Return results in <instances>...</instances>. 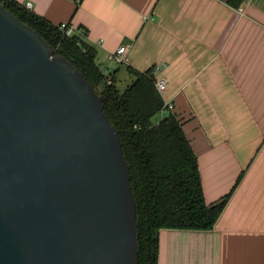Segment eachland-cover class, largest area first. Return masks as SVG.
Segmentation results:
<instances>
[{
  "label": "crops",
  "instance_id": "1",
  "mask_svg": "<svg viewBox=\"0 0 264 264\" xmlns=\"http://www.w3.org/2000/svg\"><path fill=\"white\" fill-rule=\"evenodd\" d=\"M14 1L80 29L116 87L130 72L165 80L207 204L241 175L212 230L159 231L157 264H264V0ZM122 46L128 64L111 63Z\"/></svg>",
  "mask_w": 264,
  "mask_h": 264
},
{
  "label": "water",
  "instance_id": "2",
  "mask_svg": "<svg viewBox=\"0 0 264 264\" xmlns=\"http://www.w3.org/2000/svg\"><path fill=\"white\" fill-rule=\"evenodd\" d=\"M130 180L93 87L0 4V264H137Z\"/></svg>",
  "mask_w": 264,
  "mask_h": 264
},
{
  "label": "trees",
  "instance_id": "3",
  "mask_svg": "<svg viewBox=\"0 0 264 264\" xmlns=\"http://www.w3.org/2000/svg\"><path fill=\"white\" fill-rule=\"evenodd\" d=\"M225 1L237 7L242 0ZM0 4L35 30L56 54L70 61L100 97L130 169L136 206L137 264H157L162 229L212 230L241 175L222 200L205 202L197 156L183 133L181 119L168 112L153 121L166 111L150 72H130L134 80L119 92L112 77L107 84L109 76L100 70L95 48L80 36L65 37L58 26L14 0H0Z\"/></svg>",
  "mask_w": 264,
  "mask_h": 264
},
{
  "label": "built area",
  "instance_id": "4",
  "mask_svg": "<svg viewBox=\"0 0 264 264\" xmlns=\"http://www.w3.org/2000/svg\"><path fill=\"white\" fill-rule=\"evenodd\" d=\"M74 2L78 3L79 0H73ZM220 2H226L225 0H218ZM24 7L27 10H30L31 8V4L30 3H26L24 5ZM58 29L59 31L65 36V37H71L73 35H78L81 36L82 35V31L80 29H77L76 27L71 26L70 24L67 23H63L58 25ZM125 46L120 47L114 54L109 56V61L113 64L122 66V65H127L128 64V59L125 56V51H126ZM111 80H110V76L107 79V84H110ZM154 86L156 88V90L158 91L159 95L161 96V99L163 101V109L166 112H171L173 113L174 107L172 105L171 102L166 101L163 98V94L165 92L166 89V82L163 79H154Z\"/></svg>",
  "mask_w": 264,
  "mask_h": 264
},
{
  "label": "rangeland",
  "instance_id": "5",
  "mask_svg": "<svg viewBox=\"0 0 264 264\" xmlns=\"http://www.w3.org/2000/svg\"><path fill=\"white\" fill-rule=\"evenodd\" d=\"M117 89L119 90V92H123L125 88L123 87V84H119V85L117 86ZM165 115H167L166 112H160L159 114H157V115L154 117L153 121H154V122H155V121H158L159 118H160L161 116H165Z\"/></svg>",
  "mask_w": 264,
  "mask_h": 264
}]
</instances>
